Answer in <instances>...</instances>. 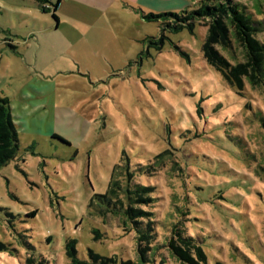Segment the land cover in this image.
Instances as JSON below:
<instances>
[{
  "label": "rangeland",
  "instance_id": "1",
  "mask_svg": "<svg viewBox=\"0 0 264 264\" xmlns=\"http://www.w3.org/2000/svg\"><path fill=\"white\" fill-rule=\"evenodd\" d=\"M8 1L0 97L19 147L0 169V264H70L67 240L87 264L89 251L115 264H173L165 239L179 220L207 264H264V85L232 87L205 62L209 20L161 33L142 19L221 2L264 23V0H63L58 29L51 11ZM250 37L264 44V25ZM231 44L219 51L244 65ZM117 165L156 188L160 245L143 263L132 225L100 215L95 199Z\"/></svg>",
  "mask_w": 264,
  "mask_h": 264
},
{
  "label": "trees",
  "instance_id": "2",
  "mask_svg": "<svg viewBox=\"0 0 264 264\" xmlns=\"http://www.w3.org/2000/svg\"><path fill=\"white\" fill-rule=\"evenodd\" d=\"M15 1L29 2L42 12L51 11V17L55 22V28H57L59 19L56 13L59 0L52 7L46 5L47 0H13L8 2L14 3ZM239 8L240 5L237 3H232L229 6L217 2L212 5L203 4L198 9L188 12L183 10L179 13L143 14L142 19L147 23L160 26L161 33L166 30L173 33H178L183 29L191 30L196 22L204 19L209 20L201 49L205 62L232 87L241 88L242 80L246 79L252 88H259L264 85V44H260L250 37V33L260 32L264 23L253 22ZM162 40L164 37L161 34L158 40H149L148 47L156 46L157 43L162 44ZM233 40L245 52L244 65L234 66L231 63L233 60L229 59L230 61H228L221 52L228 50L232 46ZM261 121L264 128V120ZM18 147L17 125L13 122L10 103L7 98L0 97V169L16 158ZM123 158L128 162L125 153H122ZM129 167L126 166L124 173L120 175L121 171L118 170H121L122 166L117 165L112 172L106 193L95 196V199L101 206H105L104 210H99L100 215L103 217L108 214L122 215L124 225L127 223L132 225L136 234L134 237L136 254L140 262L143 263L149 258H155L160 245L161 233L158 236L159 221L156 220L158 211L155 210L157 207L155 202L158 198L153 195L156 188L136 182L135 173ZM150 171H154V169L150 166L145 167L146 173L150 174ZM30 215L35 217L36 212H32ZM7 216L14 218L11 214H7ZM172 223L169 237L165 240L167 248H169L168 252L176 261L173 264H207L206 256L202 253L199 245L200 241L191 235L188 227L182 224L181 220ZM93 232L94 235L97 233V231ZM21 237L23 238V236ZM23 243L29 246L25 241ZM75 246V240H67L65 243L64 250L70 264H87V261L78 258ZM0 249H7V247L0 244ZM87 256L88 262L93 264H115L117 261L95 256L91 251ZM121 264L132 263L121 261ZM149 264L154 263L149 261ZM158 264L169 263L159 261Z\"/></svg>",
  "mask_w": 264,
  "mask_h": 264
},
{
  "label": "crops",
  "instance_id": "3",
  "mask_svg": "<svg viewBox=\"0 0 264 264\" xmlns=\"http://www.w3.org/2000/svg\"><path fill=\"white\" fill-rule=\"evenodd\" d=\"M58 0H56V2H57ZM55 2V3H56ZM55 3H53V2H49V0H47V4L46 5H48L49 7H52V5H54ZM62 4H63V0H59V4H58V7H57V12L59 13L60 12V10H61V7H62ZM57 14V13H56ZM58 19H59V23H58V26H57V28L56 29H58L59 28V25H60V18H59V16H58ZM86 24H89L90 22L89 21H84ZM15 123V122H14ZM16 125H17V127H18V123H15Z\"/></svg>",
  "mask_w": 264,
  "mask_h": 264
}]
</instances>
